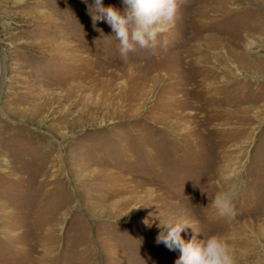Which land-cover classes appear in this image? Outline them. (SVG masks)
Listing matches in <instances>:
<instances>
[{
    "label": "rangeland",
    "instance_id": "1",
    "mask_svg": "<svg viewBox=\"0 0 264 264\" xmlns=\"http://www.w3.org/2000/svg\"><path fill=\"white\" fill-rule=\"evenodd\" d=\"M88 5L0 0V264H175L170 214L264 264V0H178L127 58Z\"/></svg>",
    "mask_w": 264,
    "mask_h": 264
},
{
    "label": "clouds",
    "instance_id": "2",
    "mask_svg": "<svg viewBox=\"0 0 264 264\" xmlns=\"http://www.w3.org/2000/svg\"><path fill=\"white\" fill-rule=\"evenodd\" d=\"M83 2L88 5V0ZM122 3L123 11L112 5L104 6L102 0H94L88 5L93 25L106 22L110 26L123 58L137 48L154 50L158 35L168 31L175 19L178 0H122ZM237 190L236 184L221 186L211 205L216 216L231 218L236 215ZM158 227L156 243L180 253L175 264H237L234 251L223 236L212 234L198 239L187 217L170 214ZM187 229H192L194 234L186 241L181 233Z\"/></svg>",
    "mask_w": 264,
    "mask_h": 264
},
{
    "label": "bare ground",
    "instance_id": "3",
    "mask_svg": "<svg viewBox=\"0 0 264 264\" xmlns=\"http://www.w3.org/2000/svg\"><path fill=\"white\" fill-rule=\"evenodd\" d=\"M209 52V51H208ZM2 56H3V53H2ZM195 62V61H194ZM193 62V63H194ZM190 64V63H189ZM195 64V63H194ZM198 64V63H197ZM197 64H195V65H197ZM203 65V64H202ZM3 71H4V68H3ZM201 71H203V68H202V70ZM4 73V72H3ZM171 73V72H170ZM197 76H200V74L199 73H197ZM202 76V75H201ZM209 87V86H208ZM214 100V99H213Z\"/></svg>",
    "mask_w": 264,
    "mask_h": 264
}]
</instances>
